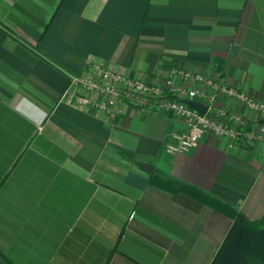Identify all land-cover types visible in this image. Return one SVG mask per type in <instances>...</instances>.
<instances>
[{"label": "crops", "instance_id": "1", "mask_svg": "<svg viewBox=\"0 0 264 264\" xmlns=\"http://www.w3.org/2000/svg\"><path fill=\"white\" fill-rule=\"evenodd\" d=\"M88 61L156 83L175 64L264 101V0H0V264H250L238 217L150 177L256 220L264 145L207 134L166 153L183 130L172 112L110 121L70 102L68 75Z\"/></svg>", "mask_w": 264, "mask_h": 264}, {"label": "built area", "instance_id": "2", "mask_svg": "<svg viewBox=\"0 0 264 264\" xmlns=\"http://www.w3.org/2000/svg\"><path fill=\"white\" fill-rule=\"evenodd\" d=\"M68 76L70 102L90 108L110 121L116 120L126 107L149 113L172 112L183 130L172 133L166 153L186 152L198 146L207 134L225 139L229 149L264 145V101L211 75L171 64L163 81L156 83L99 61H88L82 73ZM223 94L244 103L250 113L239 114L221 107L218 97ZM189 100L205 104V113L190 106Z\"/></svg>", "mask_w": 264, "mask_h": 264}, {"label": "trees", "instance_id": "3", "mask_svg": "<svg viewBox=\"0 0 264 264\" xmlns=\"http://www.w3.org/2000/svg\"><path fill=\"white\" fill-rule=\"evenodd\" d=\"M151 182L171 192L187 193L212 207L225 211L241 221L240 247L248 257L250 264H264V216L250 220L232 205L210 195L203 189L182 180L171 178L160 172L151 174Z\"/></svg>", "mask_w": 264, "mask_h": 264}, {"label": "water", "instance_id": "4", "mask_svg": "<svg viewBox=\"0 0 264 264\" xmlns=\"http://www.w3.org/2000/svg\"><path fill=\"white\" fill-rule=\"evenodd\" d=\"M188 104L193 108L197 109L200 113H205L207 109V106L199 101L189 100ZM135 162L137 163V165H139L141 168L145 169L149 173H152L154 171V165L150 162H144V161H135Z\"/></svg>", "mask_w": 264, "mask_h": 264}, {"label": "rangeland", "instance_id": "5", "mask_svg": "<svg viewBox=\"0 0 264 264\" xmlns=\"http://www.w3.org/2000/svg\"><path fill=\"white\" fill-rule=\"evenodd\" d=\"M173 65H175V64H173ZM177 66H179V65H177Z\"/></svg>", "mask_w": 264, "mask_h": 264}]
</instances>
